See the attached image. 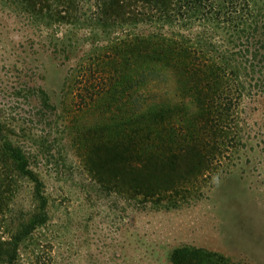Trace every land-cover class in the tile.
Listing matches in <instances>:
<instances>
[{
  "label": "rangeland",
  "instance_id": "1",
  "mask_svg": "<svg viewBox=\"0 0 264 264\" xmlns=\"http://www.w3.org/2000/svg\"><path fill=\"white\" fill-rule=\"evenodd\" d=\"M47 1L0 0L2 136L47 212L13 264H264V70L222 62L246 0ZM32 187L0 151V242L34 214Z\"/></svg>",
  "mask_w": 264,
  "mask_h": 264
},
{
  "label": "trees",
  "instance_id": "2",
  "mask_svg": "<svg viewBox=\"0 0 264 264\" xmlns=\"http://www.w3.org/2000/svg\"><path fill=\"white\" fill-rule=\"evenodd\" d=\"M22 2L27 4V7L33 8V10L42 11L43 8H49V2L47 0H21ZM150 3H153V5L157 6L160 4V7L165 9L167 6L166 0H147ZM189 3H195L199 2L201 0H187ZM227 2L228 0H222ZM231 3L234 0H230ZM243 1V0H242ZM249 0L243 1L242 5L236 10L235 5L237 4L233 2L232 4V14L230 16L232 29L234 30L232 33V37L235 38L236 42L232 43L235 46H239V49L237 51H232L231 55L226 58V61H222L224 64H226L229 68V72L234 75V78L236 80L239 79V77H258L259 73L261 74V71L264 70V24L262 23L260 25V21L257 19L258 13L253 12V9H250L249 7ZM45 4V5H44ZM219 8L221 9V5H219ZM259 8V7H258ZM232 42V41H231ZM237 43V45H236ZM245 46V48L243 47ZM242 48V50H241ZM233 56L237 57L234 58ZM222 58V57H221ZM207 69V68H206ZM239 70H241L239 72ZM207 71L203 70H196V73L200 74L199 77H196L198 80L200 77H210L208 75H205ZM218 93V90H217ZM203 90H199L195 95H197L199 98L203 96ZM217 96L214 95L209 98V101H200L198 102V108H199V115L202 116L205 112V108L208 107L209 102L213 104V99H215ZM219 96V95H218ZM225 95H222V97ZM220 97V96H219ZM44 99V97H42ZM227 99V98H226ZM223 100L222 104L220 106H225L224 108H217L215 109L213 115L216 116V118L219 120L223 113L227 112L226 107L230 106L228 105L227 101ZM45 103V101H43ZM44 106H47L46 103L43 104ZM204 119V118H202ZM199 120V118H196L193 123H196L198 126L200 122L203 120ZM204 124H206V120L204 121ZM202 129V128H200ZM4 128L2 127V124L0 123V139H6V142L0 143V151L6 155L11 165L14 167V169L19 173V176H22L25 180H28L32 184V198L34 202L36 203V209L34 214L31 216V218L25 222L20 224V229L15 232V234L10 238V241H4L0 242V264H13L14 259L16 258V243H18L20 240L25 238L27 235H29L35 228H37L39 225L44 223L47 219V212H46V198L43 194V183L42 180L38 178V176L35 174V172L30 169L28 158L23 152V149L20 145L15 143L12 140H8L7 138H4L2 136ZM8 140V141H7ZM127 145H130L127 143ZM195 147V146H194ZM186 148V147H184ZM187 147L186 149H188ZM126 151V150H125ZM119 151L114 150L112 157L114 154L118 157H121L118 154ZM115 157V156H114ZM115 157L117 162L119 161V158ZM187 254H182V256H178L179 254L176 253L175 256L187 258ZM195 257V259L203 260L204 258L212 259L214 255L205 253L201 255H197L196 253L190 254L189 257ZM178 257H175L174 260L180 261ZM217 257H214V259ZM215 263H217L219 260L218 258L215 259Z\"/></svg>",
  "mask_w": 264,
  "mask_h": 264
}]
</instances>
